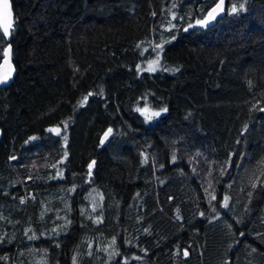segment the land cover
Wrapping results in <instances>:
<instances>
[{"label": "trees", "instance_id": "16d2710c", "mask_svg": "<svg viewBox=\"0 0 264 264\" xmlns=\"http://www.w3.org/2000/svg\"><path fill=\"white\" fill-rule=\"evenodd\" d=\"M11 1L0 264H264V0Z\"/></svg>", "mask_w": 264, "mask_h": 264}, {"label": "snow or ice", "instance_id": "6c2138e0", "mask_svg": "<svg viewBox=\"0 0 264 264\" xmlns=\"http://www.w3.org/2000/svg\"><path fill=\"white\" fill-rule=\"evenodd\" d=\"M223 3H224V0H220V3L216 4V7L212 8V10L210 12H208L206 19L197 20L196 23L201 24V25L207 24L209 22V20L214 19L218 12L223 11ZM240 7L243 8V5H240ZM3 8L7 13L8 23L6 26L3 27L2 32H0V54H2V56H3L4 64L7 65V70L3 75H0V83L6 82L12 76V73L14 71V69L11 65V62H10L11 52H12L11 47L9 46L7 49L3 48L4 43H8L10 45V40H5L4 38L9 36L10 33L12 31H14L11 9H10V5L7 3V0H4ZM231 11L233 13L237 12V7L235 5H233L231 8ZM190 27H191V25H190ZM156 47L160 48L161 46L157 45ZM157 63H158V61H157ZM148 70L149 71H155V68L150 67ZM86 99H87V97H85V100ZM137 111H140L141 113L145 114L146 119H148V120H151L153 116L160 115L159 112H149V110L147 108H144V109L138 108ZM162 111H166V109H163ZM51 131L59 133V128L52 129ZM111 132H112V129H109L108 132L105 133V137H107ZM33 139H35V138H33ZM91 167H92V165L90 164L89 168H91ZM212 199H215V196H213ZM224 206H227V197H225ZM184 255L187 256L188 252L185 251Z\"/></svg>", "mask_w": 264, "mask_h": 264}, {"label": "water", "instance_id": "95a60500", "mask_svg": "<svg viewBox=\"0 0 264 264\" xmlns=\"http://www.w3.org/2000/svg\"><path fill=\"white\" fill-rule=\"evenodd\" d=\"M3 3H4V0H0V30L2 32L3 30V27L7 25L8 23V16H7V13L6 11L4 10L3 8ZM7 3L10 5V9H11V14H12V21H13V27H14V23H15V14H14V10H13V5H12V1L11 0H7ZM220 3V0H217L214 5L209 9L208 12H210L212 10V8H215L216 7V4ZM227 5H228V2L227 0H224V3H223V11H220L216 14L215 18L214 19H211L209 20V22L207 24H202V26L206 29H209V28H212L214 27L215 25H217V23L225 17L226 15V12H227ZM207 12V14H208ZM207 14L206 16L204 17V19H206L207 17ZM203 19V20H204ZM12 33V32H11ZM11 33L9 36L5 37V40H10L11 39ZM11 47V45H7L6 49L8 47ZM12 50V48H11ZM11 65L14 69L13 73H12V76L6 81V82H3V83H0V89L1 88H4L6 87L7 85H9L13 80H14V77L16 75V69H15V66H14V63H13V56H12V52H11ZM7 70V65L4 64V60L2 59V62L0 63V75H3ZM2 134H1V131H0V138H1Z\"/></svg>", "mask_w": 264, "mask_h": 264}, {"label": "rangeland", "instance_id": "374dc122", "mask_svg": "<svg viewBox=\"0 0 264 264\" xmlns=\"http://www.w3.org/2000/svg\"><path fill=\"white\" fill-rule=\"evenodd\" d=\"M152 55L150 56V59L148 60L146 66L148 68L150 67H154L155 70H158L161 67V53H155V55L153 54L155 51V48L151 50ZM158 61V63H157Z\"/></svg>", "mask_w": 264, "mask_h": 264}, {"label": "built area", "instance_id": "2783aa9c", "mask_svg": "<svg viewBox=\"0 0 264 264\" xmlns=\"http://www.w3.org/2000/svg\"><path fill=\"white\" fill-rule=\"evenodd\" d=\"M32 197H33V194H32V192H30V194L24 196V197L21 199V202H22V203H26L27 200L31 199Z\"/></svg>", "mask_w": 264, "mask_h": 264}]
</instances>
